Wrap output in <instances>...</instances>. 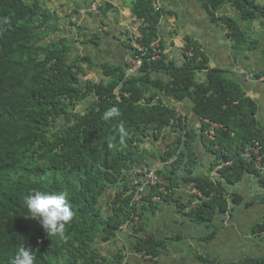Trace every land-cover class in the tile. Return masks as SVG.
I'll return each mask as SVG.
<instances>
[{"label":"trees","instance_id":"16d2710c","mask_svg":"<svg viewBox=\"0 0 264 264\" xmlns=\"http://www.w3.org/2000/svg\"><path fill=\"white\" fill-rule=\"evenodd\" d=\"M198 2L210 15L212 22L225 28L228 31V38L238 44L247 40L248 36L240 27L239 21L264 19V5L258 4L256 0H198ZM128 5L136 22L140 24L141 38H136L135 42L142 47L141 52L136 53H139L143 61L141 69L143 74L125 80L127 66L102 65L105 76L111 78L107 86H104L80 82L78 77L83 69L79 63L93 65L86 57L81 59L77 57L70 61V52L58 51L59 47L54 49L53 42L49 41V44L41 45L43 41L41 36L34 32V23L40 22L38 27H44L39 17L37 0H32L31 4L20 0H0V160L4 161L5 158L12 157L14 161L27 162L41 157L53 162V173L58 171L59 174L78 180V174L72 171L68 163L72 144L77 152L78 168L86 169L94 166L95 169V173L89 175L92 177L91 181L85 180L80 184L85 187L86 192L92 193L93 196L97 194L96 189L85 186L91 182L92 187L104 180L110 181L111 185H122L115 198L118 206V210H114L116 230L126 220L132 222L134 217L137 218L141 214V210L131 206L134 193L127 183L128 177L125 172L133 165L132 161L135 162L134 164H140L149 156L143 151L144 156L138 155V146L143 143L142 138H148L147 131L152 126L161 130L169 128L170 121L176 116L174 107L163 104L160 100L156 105L152 103L157 94H161V98H171L180 102L190 99L194 111L201 118L220 126L219 129L214 130V140L211 142L205 134L213 131V128L202 125L201 141L213 158L208 171H213L222 163L231 162L230 167L218 172L219 178L226 184L236 186L242 182L244 176L259 175L253 165L254 162L247 164L242 158L245 149L252 146L254 141L262 146L264 166V130L257 122L258 107L253 100L243 95L239 83L222 75V71L217 72L216 69L205 73L207 76L205 75L204 83L197 82V75L207 68L208 60L202 46L196 42L187 43L193 58L186 59L183 67L177 68L173 62L167 64L165 56L159 60L153 59V51L149 45L159 37L158 27L162 17L168 14L161 10L156 11L153 0H135ZM107 7L111 8V5L107 4ZM224 7L236 11L238 20L221 16L219 13ZM48 18L51 19V16L48 15ZM44 28L48 29V25ZM162 47L160 43V48ZM122 82L121 92L131 94L130 106L122 101L119 102L114 95V88ZM91 93L103 98L101 107L105 110H109L114 103L122 106L133 117L127 126L128 131L133 132L138 129L139 135L144 137L137 135L130 139L126 136L121 144L120 136L115 139L113 137L114 125L106 124L104 128L99 129L93 123V114L86 118L78 117L72 129L56 130V124L61 123L62 119L68 121L70 105ZM142 98L147 100V105L144 107L138 106ZM66 100L71 103L67 105ZM73 119L76 120V116ZM22 121L26 124L29 136L12 148L7 141L11 131L8 126L13 123L17 125ZM142 123L145 129L142 128ZM12 133L18 134V130L14 129ZM45 134L50 138L55 135V138L39 148L41 141L38 136ZM195 137L193 132L184 136L179 131L177 140L172 144L177 149L185 148L186 157L184 152L177 155L175 163L164 174L157 175L160 179L170 182L166 184L168 190L176 187L175 182L179 174L186 184L194 183L196 195H200V203L188 215L191 223L208 225L218 215L228 211L229 203L221 187L215 185L208 175H194L198 159L192 143ZM172 155L173 153H167L166 160ZM16 168L22 175L33 173L22 166ZM98 171L102 173L97 174ZM62 183L50 181L47 185L69 191L67 195L71 197L74 209L80 213L79 222L73 226L88 231L90 227L95 226L91 222L94 216H100V211L96 205L86 201L85 197L80 198L79 193L75 192L76 186L68 182L65 184L64 181ZM260 183L264 188V182ZM34 191L42 192V186H31L30 193ZM151 192L147 202L151 201L152 196L158 195L156 190ZM171 195L165 201L175 202ZM237 197L235 195L234 201ZM193 199L198 197L194 196L191 200ZM89 213L92 214L89 218L84 217ZM253 231L256 236L263 235L264 219ZM0 244L4 243L0 242ZM158 244L152 241L143 245L148 247ZM7 246L12 250L4 264H10V260L20 249L11 243ZM4 252L5 249L0 246V257ZM31 253L34 255V248ZM35 257L34 264H56L49 254ZM255 262L264 264V258L246 259L240 264Z\"/></svg>","mask_w":264,"mask_h":264},{"label":"clouds","instance_id":"9594fccd","mask_svg":"<svg viewBox=\"0 0 264 264\" xmlns=\"http://www.w3.org/2000/svg\"><path fill=\"white\" fill-rule=\"evenodd\" d=\"M37 1L39 17L44 27L48 25V29L45 28L47 33L46 38L53 42L54 49L59 47L58 51L70 52V61L75 60L80 55L75 53L76 49L80 47L79 44L77 46V42L78 40H85L87 36L86 32L79 27L78 18L84 6L91 5L95 0H85L86 2L83 5H74L70 8L63 2L64 0ZM153 3L158 10L167 13L169 16L174 15L173 12L172 14L170 11L166 12L162 0H153ZM73 9L76 11L72 13ZM48 15L51 16V19L48 18ZM108 16V13L103 14L105 18ZM52 20H55L53 25ZM67 23H69L68 26L66 25ZM68 28H70L69 31H77L70 40L68 39V36H70ZM121 28L122 33L124 27ZM223 29L227 31L225 28ZM159 31H162V29ZM161 41L162 38L159 36L155 40V43ZM105 59L107 65L110 66H127L125 80H130L133 77L143 74L141 73L143 61L139 62L137 59L131 58L126 62H122L108 55H105ZM89 65V63H86V66ZM110 80L111 78L106 75L103 80L97 82L95 85L102 84L107 86ZM122 86L123 82L114 88V95L119 102L122 101L130 106L132 103L131 94L129 92H121L120 88ZM102 100L103 98L101 96L94 93L86 95L85 104L89 107L91 115H94L93 123L99 129L104 128L106 124L112 123L114 125L113 137L115 139L120 136L121 144H123L126 136L130 139L137 135L142 138L139 135L138 129H135L133 132H128L127 126L133 117L122 106L114 103L109 110H105L101 107ZM159 100L163 104L174 107L176 110V116L170 121L169 128L162 130L170 134L177 133L183 128V114L185 112V110L179 108V105L187 104L188 99L180 102L171 98H161V94H159L154 97L152 103L157 104ZM146 105L147 100L142 98L138 106L144 107ZM259 125L263 128L261 124ZM142 128H146L143 123ZM183 133L186 136L188 133L187 127L183 129ZM38 137L41 141L40 148L55 138V135L52 138L48 137V134ZM143 148L144 141L139 145L138 155L142 154ZM134 163V161L131 162V164ZM34 168L44 170L46 169V165L41 167L36 166ZM34 185H41L42 192L34 191L30 193L31 186ZM43 188L50 190H44ZM68 192L62 188L35 181L34 177L30 174L19 175L0 171V242L4 243L2 245L0 244V246L5 249L4 255L0 257V264H4L12 250L8 248V243L20 248L17 254L10 260V264H34L35 256H43L45 254L52 256L56 264H130L127 261L128 253L138 256L140 258L139 264H160L163 253L169 246H183L187 241L185 238L183 239L179 236H172L160 240L150 237L146 233L145 227L150 224V220L157 216L159 208L135 203H131V206L141 210V214L137 218L134 217V221L132 222H127L126 220L116 230L114 220L116 215V213L114 214V210H118L116 199L80 193V198L85 197L84 199L86 201L96 205V208L100 211V216H94L91 224L95 226L90 227L88 231L79 230L73 225L79 222L80 213L74 209L70 199L71 197L67 195ZM179 214L186 216L190 220V215ZM90 215L92 214H86L84 217L89 218ZM226 225L229 224L216 220H212V223L208 225L205 223L196 225L208 231V234L204 238V244L198 246L206 247L208 243L216 239L222 227ZM253 232V229L248 228L247 233L254 237L245 236V240L248 248L256 249L264 243V238H261L264 237V233L261 236H256ZM152 241L158 242V246L152 245L146 247L143 245L146 242ZM189 245L192 244L189 243ZM33 248L34 255L31 253ZM147 250L150 252H146ZM188 252L190 251L188 250ZM262 258H264V255L245 258L241 262L246 259ZM207 263L213 264L207 251L204 250L195 256L191 264Z\"/></svg>","mask_w":264,"mask_h":264},{"label":"crops","instance_id":"0c3cea01","mask_svg":"<svg viewBox=\"0 0 264 264\" xmlns=\"http://www.w3.org/2000/svg\"><path fill=\"white\" fill-rule=\"evenodd\" d=\"M128 1L129 0H126L127 3ZM164 1L166 0H162L163 7ZM260 1L264 2V0ZM170 2L174 7V11H170L171 14L173 12L174 18L170 16L168 19L164 20V27L162 28V32L165 34H167L166 29L171 28V30L174 31V37L170 34L171 41H168L169 44L173 41L177 43L178 39H184L185 42L192 41L201 45L208 55L207 59L210 61L209 69H216L217 72L222 71V75L238 82L243 95L255 102L258 107L257 122L261 124L264 130V81L258 82L250 79L248 80L241 75L242 73H250L259 76L264 74V22L261 21V19L239 21L240 27L248 36L247 40L238 44L237 42L229 40L226 36V31L212 22V18L203 9L198 0H171ZM120 11H122L124 15V17L122 16L121 18L127 21H119L120 27L113 25L111 29L114 30V34L117 36L115 40L126 47L127 33L125 30L121 33V27L129 22L128 18L131 17V10L122 7ZM219 14L238 20L237 12L229 7L221 9ZM181 19L184 21L183 23L190 24L194 29L185 36L183 33H179V25H183L180 21ZM240 23L248 24L242 26ZM243 28H245V30ZM107 31H109V29H107ZM124 36L125 40L121 41ZM118 43L115 47H113V42L108 43V53L110 54L109 50H112L114 58L118 57L122 62H126L129 59L127 51L125 52L123 46ZM176 48L177 46L171 48L174 51V55L178 54L177 50H175ZM205 75L206 74H201L202 79L199 80L200 82L205 81ZM179 108L186 111L189 108V104H181ZM195 122L196 118L192 116L191 123ZM162 144L163 143H161V145ZM196 147L198 155L204 162L208 163L209 156L206 155L200 145L196 144ZM200 168H203V166ZM251 178L256 181L255 186H258V188L263 191L258 184L257 178L251 176H247L242 183H239L236 187H225V192L232 195L233 199L234 195L238 197L236 201L232 200L229 202V208L226 213L216 217V221L229 225H226L227 227L222 229L216 239L208 243L206 247L198 245L204 244V238L208 234V231L204 228H200V226L193 225L189 218L179 214L188 215V212L191 210L188 200L193 197L192 195L194 194V189L190 184L179 183L175 192V202L168 201L156 205L154 208H159L158 214L154 219L150 220V224L145 227L146 233L157 240L172 236H179L187 240L183 246H169L163 253L160 264H191L195 256L199 255V252L204 250L207 251L213 264H238L245 258L263 256L264 243L260 245L259 248L251 249L247 247L245 240V233L248 232V228L254 229L257 225L261 224L264 219V201H262L264 200V194L262 192L251 193L252 190L255 189ZM248 188L252 190L250 191ZM228 229H232L234 232ZM223 238L230 249L228 254L222 251ZM189 243L192 245L188 246ZM188 250L190 252H188ZM139 259L140 258L134 254H127V261L130 264H139Z\"/></svg>","mask_w":264,"mask_h":264},{"label":"bare ground","instance_id":"6f19581e","mask_svg":"<svg viewBox=\"0 0 264 264\" xmlns=\"http://www.w3.org/2000/svg\"><path fill=\"white\" fill-rule=\"evenodd\" d=\"M20 1L28 3L26 0H20ZM130 2H132V0L128 1V3H130ZM107 4L111 5V8H108V7L106 8ZM91 6L94 10L96 9L97 11H99V13H97V17L101 16L103 19H107V18L110 19L109 17L104 18L103 17L104 13H108L109 15L113 14V16H114L111 24L109 23V20L107 19V22L105 21L107 23L106 25L103 24V22L100 23V21H97L99 23L98 25H102L104 27V29L107 27L109 28L110 26H113V25H115V26L117 25V22H118L117 20H119L117 18L120 16V6H118L114 0H95L91 4ZM122 7L130 9L127 2H123ZM155 9H156V11H160L157 8H155ZM165 16H169V15H164L162 17V20ZM131 18H134L132 15V11H131ZM135 21H136V19H135ZM39 24H40V22L34 23V32L40 31L39 27H38ZM102 26H101V29L94 31L92 33V35L90 36V38H88V40L91 44H95L94 40L98 36L96 34L98 32H104L106 36H110L109 32L107 30H104ZM42 28L44 29L43 32L46 33V29L44 27H42ZM160 29H161V23L158 27V30H160ZM43 32H41V33H43ZM135 34L137 35L136 38H141V35H140L141 33L139 32V29H138V31H135ZM226 36L228 38V31H226ZM135 39H134V44H132L131 46L129 45V46L125 47L122 44L121 45L123 46L124 50L127 51V56L129 59H131V58L137 59L139 62H142L139 53H136V52H141L142 47L135 42ZM49 41L50 40L48 39L46 41L47 42L46 44H49ZM188 42L189 41H187V42L183 41V42H177L176 43V41L175 42L173 41L170 43L171 47H167L164 44L163 39H162V41L159 43H155V41H153L149 45V48L152 49V51H153V59L159 60L162 58V56H165L167 64H170V62H173L177 68H180V67L184 66V61L186 59H192L193 58V53L190 50H188V48H187ZM160 43L163 46L162 49L160 48ZM166 44L168 45L169 42L167 41ZM127 45H128V43H127ZM174 46H177V48L175 49L178 52L177 55H174V51L171 49ZM95 49L96 48H94V50ZM204 52L206 55L207 54L206 51H204ZM85 54H87V53L80 54L79 55L80 59L83 57H86ZM99 61L100 60L99 59L97 60V57H96V59H95V62L97 64L96 72H98L97 74H99L98 75L99 77H103V78H99V80H93L91 78L87 79L88 75L90 77L89 73H92L95 70H93V69L90 70L91 69L90 65L86 66L85 64H82V62H80L79 65L83 69L82 74H80V76L78 77L80 82H89L92 84H96L97 82H100L101 80L104 79L105 74H104V71L102 69V65H107V64L99 63ZM198 61H201V59H198ZM209 65H210V61H207V66H206L207 68L204 69L203 73H201V74H205V73H207V71L212 70V69H209ZM115 68H117V67H115ZM100 73L103 76H101ZM201 74L197 75V80H196L197 82H200L198 80V76H201ZM241 75H242V77H245L248 80L250 79V80H254V81H258V82L264 81V74L262 76H259V75H254V74H250V73H242ZM204 82H200V83H204ZM154 93H155V91H154ZM149 96L150 95H148V98H149ZM82 101L86 102V97H84L82 100L74 102L72 104L75 105V107H76V105H78ZM68 103H71V102L68 100ZM188 104H189V108L183 114L184 124H183V128L180 130V132L183 133V129L187 127L188 133L193 132L196 135L194 141L192 140L194 150H195L197 157H198L197 166L195 167V170H194V175H208L209 178L212 180V182L215 185H219L221 187L223 193L225 194L226 198L228 199V203L231 202L232 200L234 201L233 196L230 194H227L225 192L224 188L225 187H236L237 185L236 186H230V185L226 184L225 182H224V184H221L220 181H223V180H221L219 178V175H218V172L221 171L223 168L230 167L231 162L222 163V164L216 166L213 171H211V172L208 171L210 163L213 160V158H212V155L205 150V148L202 145V141H201V136H202L201 127H202V125L210 126L211 128H213V131H210L209 133L205 134V137L208 140H210L211 142L214 140V130L219 129L220 126H218L214 123H211L208 119L201 118L194 111V105L190 99H188ZM83 106H84V109L81 112H76L75 107H73L71 110H69V114L67 117L68 121L67 120L63 121V119H62L61 123L56 124V126H57L56 130L72 129V127L74 125H76L78 117H81V118L89 117L91 115L89 107L86 104ZM74 116H76V120L73 119ZM192 116H195V118H196L195 123H191V117ZM8 128H10L11 131L9 133L7 141H8V143H10V146L12 148H15L19 142L25 141L27 139V137L29 136L27 134L26 124L24 121H22L21 123H19L17 125H15L13 123L12 125L8 126ZM14 129L18 130V134L13 135L12 132ZM147 133H148V138L142 136V137H144L143 138L144 146H145V143L147 141H150V140L161 141V143H163V144L161 145V143H160L161 148H159L160 150L158 149V152L160 154L162 152L163 155L161 154V157L158 160H156L157 158L155 156H152L148 150L143 148L142 151L147 152L149 156L146 157L144 159V161L141 162L140 164L131 165V167L125 172V174L128 177L127 183L130 186V188L132 189V192L134 193L132 202L135 204H139V205L155 207L156 205H158L162 202H167V201H165V199L171 195L173 190H174V192L171 196L175 199V197H176L175 192H176V189H177V186L179 185V183L186 184L185 182H183L181 180L182 177H180V175H178L177 180L175 182L176 187L168 190L166 184H168L170 182L165 181L163 179H160L157 174L158 173L164 174L167 171V169L172 164L175 163V160L177 159V155L182 154V152L179 151L180 148L184 151L185 157H186L187 151H185V148H183V147H180L178 149L173 147L172 143H174L177 140V136H178L179 131L177 133L170 134V133H166L165 130H161L160 128H156L155 126H152L148 129ZM196 144L200 145L203 148L206 155L209 156V162L208 163L204 162L201 159V157L198 155ZM11 147H10V150L12 149ZM70 149H71V151H70L71 154H70V158H69L68 163H69V165H71L72 171L78 174V180L70 178L64 174H59L58 171L53 173V167H54L53 162L51 160L44 159L41 157H37V158L31 159L32 161L25 162L22 160L21 161H14L11 156H8L11 158H5L4 161L0 160V171L5 172V173H14V174L22 175V173L16 168V166H22V167H25V168L31 170L34 173V174L33 173H29V174L34 177L35 181L42 182L44 184H47L50 181H52V182L57 181L61 184H63L62 181H64L65 184H67V182H68L71 185L76 186L75 192L80 193V194L93 196L92 193L86 192L85 187L81 186L80 184L82 181H85V180L89 181V182L91 181L92 177H90L89 175L92 173H95L94 166L86 168V169H84V168L79 169L77 161H76V153L77 152L74 150V146L72 144L70 145ZM167 153H173V155L169 159L166 160V154ZM242 158L247 164H252V162H254L253 165H254L256 171L259 173V175L257 174L256 176H253V175H247V176L257 178V180L259 182L258 184L262 188V185L260 183V182H264V166L262 165V159H263L262 146L256 141L252 142V146H248L245 149V151L243 152ZM157 161L161 162L162 167H160V165H159L160 163L157 164L158 163ZM199 162L203 163L205 166L200 165ZM44 165H46V169H44V170L34 168L36 166L41 167ZM154 166H155V168H158V169H155L154 171H152L151 168H153ZM201 166H203V168H200ZM100 173H102V172L101 171L97 172V174H100ZM247 176H244V179ZM188 184H190L192 186V188L194 189L193 190L194 194L192 196L198 197V199H193V200H191V198H192L191 197L188 200L189 208H191V210H193L200 203L199 202L200 201V199H199L200 195H196L197 191L195 189L194 183H188ZM85 186L96 189L97 194L95 196H97V197L101 196L104 198H111V199H115L118 192H120V190L122 188L121 184L111 185V182L107 181V180L101 181L93 187H92V182H91V184L89 183V184H86ZM262 189L264 191V188H262ZM152 190H156L158 195L152 196L151 201L147 202L146 200L149 196H151ZM171 190H172V192H171ZM234 198H235V195H234Z\"/></svg>","mask_w":264,"mask_h":264},{"label":"rangeland","instance_id":"374dc122","mask_svg":"<svg viewBox=\"0 0 264 264\" xmlns=\"http://www.w3.org/2000/svg\"><path fill=\"white\" fill-rule=\"evenodd\" d=\"M26 1L28 2L27 4H31V1L32 0H26ZM114 1H115V3L118 6H120V10L122 9L123 2H126V0H114ZM170 1L171 0L164 1V8H165L166 12H168V11H174V7H173V5H172V3ZM63 2L65 4H67V7L70 8V7H73L74 5L75 6H78L79 4L83 5L86 1L85 0H64ZM256 2L258 4H260V5H262V6L264 5V2H261L260 0H256ZM75 11L76 10L73 9L72 13L75 12ZM97 13H99V11H97L96 9L94 10L91 5L84 6V8L82 9V12H81V14H80V16L78 18V25L81 28V30H83L84 32H86L87 37L85 38V40H78L77 46L79 44L80 47L78 49H76V52H75L76 54L77 53L78 54L87 53V54H85L86 55V59H89L93 63V65H91V68H93L95 70L94 72L89 73L90 74V77L88 75L87 76V79H90L91 78L93 80H99V78H103V77H99L98 76L99 74H97L98 72H96V70H97V67H96L97 64L95 62L96 57H97V60L98 59L100 60L99 63H103L104 62L105 64H107V61L105 59V55L113 56V58H114V55L112 54V50H109L110 54L108 53L107 44L113 42V47H115L116 44L118 43L117 40H115L117 36L114 34V30L111 29L112 26H110L109 28L107 27V28L104 29V27L102 25H98L99 23L97 21H100V23L103 22V24L106 25L107 24L106 22H107V19L108 18L107 19H103L101 16L100 17H97ZM122 16L124 17V15L122 14V11H120V16L117 18V19H119V20H117L118 21L117 26H119V27H120V22L119 21H122V22L127 21V20L121 18ZM108 17L110 18L108 20H109V23L111 24L114 16H113V14H110ZM169 17L170 16H165L163 18V20L161 22V29L164 27L163 21L166 20V19H168ZM128 21L129 22H127L123 26L125 32L127 33L126 41H127L128 45H126V47L129 46V45L131 46L132 44H134V39L137 36L135 34V31H138L139 25H140L138 22L135 21L134 18L129 17L128 18ZM180 21L182 23L184 22L182 19ZM261 21L264 22V20H262V19H261ZM54 22H55V20H52V25L54 24ZM240 24L243 26V25H246L248 23H240ZM66 25L68 26L69 23H67ZM101 26L103 27L104 30L109 29L108 32H109V35L110 36H106L104 32H98V33H96L98 36L94 40L95 44H91L89 42L88 38H90V36L92 35V33L94 31H97V30L101 29ZM165 26H169V25H165ZM263 28H264V26H263ZM69 29L70 28H68V31H69ZM243 29L245 30V28H243ZM39 30H40L39 32H37V31L36 32L38 33V35L41 36V38L43 40L41 42V45H45L47 43L46 41L48 40L46 38V34L47 33L43 32L44 29L42 27H39ZM192 30H194V29H193V27L190 24L183 23V25H179V33H181V34L183 33L184 36L186 34L190 33V31H192ZM41 32H43V33H41ZM69 32H70V36H68V39L70 40L77 33V31L74 30V31H69ZM166 33L167 34H165L162 31H159L158 32V35L163 39V42H164V44L167 47H171L170 44L167 45L166 43H167V41H170L171 40L170 34H172V37H174V31L171 30V28H170V29H166ZM124 40H125V36H124L123 40H121V41H124ZM183 41H184V39H178L177 40V42H183ZM118 44H121V43H118ZM94 48H96V49L94 50ZM113 50H115V49H113ZM113 53H114V51H113ZM206 56L208 57L207 54H206ZM117 58H114V59H117ZM118 60H119V58H118ZM101 76H103V75L101 74ZM200 79H202L201 76L198 77V80H200ZM66 104L67 105L69 104L68 103V100H66ZM83 105H85V101H82L81 103H79L78 105H76V107H75V105H72V106L70 105V110L73 107H75V111L76 112H81L84 109V106ZM160 143H161V141H152V140H150V141H147L145 143V146H144V148L146 150H148L152 156H155L157 158L156 160H158L161 157V154H162V152H161V154L158 152V149L161 148ZM179 151L180 152H184L181 148L179 149ZM141 156H144V153L141 154ZM157 162H158L157 164L160 163L159 165H160V167H162L161 162L160 161H157ZM199 163H200V165H204L201 162H199ZM155 169H158V168H155V166L153 168H151L152 171H154ZM179 175H180V177H182L181 174H179ZM220 182H221V184H224V181H220ZM252 184H254V186L256 184V181L254 179H252ZM260 192H262L264 194V191L260 190L258 188V186H255V189L252 190L251 193H260ZM226 227L227 226H223L222 229H224ZM228 228H231V227H228ZM228 230H231L232 232H234L232 229H228ZM245 236L246 237H254V236L250 235L249 233H245ZM255 238H258V237H255ZM261 238H264V237H261ZM222 241H223L222 242V251L225 254H228L229 251H230L229 246H228V244H227V242L225 241L224 238L222 239ZM261 245H263V243Z\"/></svg>","mask_w":264,"mask_h":264}]
</instances>
